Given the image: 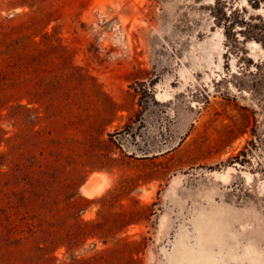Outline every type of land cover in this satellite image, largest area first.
I'll return each mask as SVG.
<instances>
[{
	"label": "rangeland",
	"instance_id": "1",
	"mask_svg": "<svg viewBox=\"0 0 264 264\" xmlns=\"http://www.w3.org/2000/svg\"><path fill=\"white\" fill-rule=\"evenodd\" d=\"M0 264H264V0H0Z\"/></svg>",
	"mask_w": 264,
	"mask_h": 264
},
{
	"label": "bare ground",
	"instance_id": "2",
	"mask_svg": "<svg viewBox=\"0 0 264 264\" xmlns=\"http://www.w3.org/2000/svg\"><path fill=\"white\" fill-rule=\"evenodd\" d=\"M255 45H257V44H255ZM92 184H93L92 182H89V183H87L86 185L83 186V189L87 192L86 194H88V193H92V194L95 193L96 190L93 189ZM93 195H95V194H93Z\"/></svg>",
	"mask_w": 264,
	"mask_h": 264
},
{
	"label": "trees",
	"instance_id": "3",
	"mask_svg": "<svg viewBox=\"0 0 264 264\" xmlns=\"http://www.w3.org/2000/svg\"><path fill=\"white\" fill-rule=\"evenodd\" d=\"M31 56H28V59L30 58Z\"/></svg>",
	"mask_w": 264,
	"mask_h": 264
}]
</instances>
